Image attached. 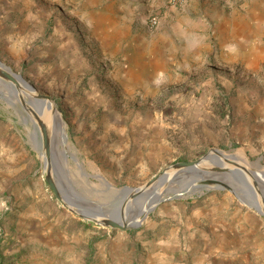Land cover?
Here are the masks:
<instances>
[{
  "label": "rangeland",
  "instance_id": "374dc122",
  "mask_svg": "<svg viewBox=\"0 0 264 264\" xmlns=\"http://www.w3.org/2000/svg\"><path fill=\"white\" fill-rule=\"evenodd\" d=\"M0 60L55 104L59 183L97 204L213 149L264 172V0H0ZM9 84L0 264H264V215L228 190L171 192L137 229L79 218L45 180L38 105Z\"/></svg>",
  "mask_w": 264,
  "mask_h": 264
},
{
  "label": "water",
  "instance_id": "95a60500",
  "mask_svg": "<svg viewBox=\"0 0 264 264\" xmlns=\"http://www.w3.org/2000/svg\"><path fill=\"white\" fill-rule=\"evenodd\" d=\"M6 81L10 83V87L13 84L16 87L23 86L30 92L31 96L33 94L34 101L39 107L37 113L33 111L38 129V133L36 131L34 134V144L37 143L38 137L39 139L40 137L42 138V146H38L39 148H36V150H38L42 159L41 165L45 180L57 200L79 218L113 229L124 231L137 229L140 225H135L134 223L130 225L128 222L133 218L134 210L143 199L147 198L157 204L164 199V195L170 194L171 192L174 195L169 196V198H178L184 195L201 193L211 188L230 191L241 204L264 215V204L259 201L256 194L257 189L260 190L264 185V180L261 178L264 177V172L258 173L241 164L233 154L217 149L210 150L197 160L172 164L155 174L141 187L115 188L112 192L114 200L111 205L104 203L97 204L89 198H86L82 193H79L72 186L70 189L62 187L55 173L57 166L54 157L55 153L53 152L51 141L46 132L45 122L42 119V108L49 99L44 95L36 93L32 85L0 60V82ZM42 153L46 156V162L42 157ZM66 158L67 155L64 154V159L66 160ZM261 160L259 158L253 165L261 168ZM203 162L206 164L201 166ZM225 163L233 168L226 167L224 165ZM101 184L105 187L102 190L104 193H107L112 188L105 180H102ZM172 185H177L178 187L174 188ZM158 192H161V194H158ZM160 196H163V199L159 200ZM128 201L133 202V210H128ZM154 208L155 206L149 212ZM117 209L118 211H116Z\"/></svg>",
  "mask_w": 264,
  "mask_h": 264
},
{
  "label": "bare ground",
  "instance_id": "6f19581e",
  "mask_svg": "<svg viewBox=\"0 0 264 264\" xmlns=\"http://www.w3.org/2000/svg\"><path fill=\"white\" fill-rule=\"evenodd\" d=\"M32 97H33V94H32ZM56 110H57V108H56L55 104H53L51 101L46 102L44 104V106H43L42 119L45 122L46 132H47V134L49 136V139H50V129H51L52 121H54V123H56L57 125H59V127H60V129L62 131L61 139L65 143L67 140H66V136L64 134L63 127L61 125V117H60L59 114H56ZM42 141H43L42 138L40 137V139H39V137H38L37 143H35V148H39L38 146H42ZM42 157H43L44 161L46 162V156H45L44 153H42ZM204 164H206V163L203 162L201 166H203ZM224 165L226 167H230V165L228 166V164H226V163ZM230 168H233V167L231 166ZM188 179H190V178L188 177ZM256 179L258 180V178H256ZM250 182H251V180H250ZM129 194H131V193H129ZM129 194H127V195H129ZM158 194H161V192H158ZM161 199H163V196H160V199L159 200H161ZM147 201L149 203V206L148 207H145L146 204H147ZM154 206H156V203H153V201H150L147 198L146 199H143L140 202L139 206H137L136 209L134 210V212H133L134 213L133 218L131 220H129L130 218L128 219L129 220L128 223L130 225H133V223L135 225H138L139 222L142 221L145 218V216L148 214V212L150 211V209H152ZM127 208H128V210H131V209L133 210L134 209L133 202H131V201L129 202L128 201ZM116 211H118V209ZM126 213H128V212L126 211Z\"/></svg>",
  "mask_w": 264,
  "mask_h": 264
},
{
  "label": "built area",
  "instance_id": "2783aa9c",
  "mask_svg": "<svg viewBox=\"0 0 264 264\" xmlns=\"http://www.w3.org/2000/svg\"><path fill=\"white\" fill-rule=\"evenodd\" d=\"M159 25V19L157 16H154L151 18L150 22H149V26L152 28H156Z\"/></svg>",
  "mask_w": 264,
  "mask_h": 264
}]
</instances>
